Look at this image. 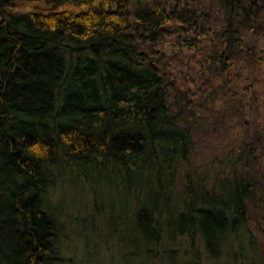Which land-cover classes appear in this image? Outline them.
I'll return each instance as SVG.
<instances>
[{"label":"trees","instance_id":"obj_1","mask_svg":"<svg viewBox=\"0 0 264 264\" xmlns=\"http://www.w3.org/2000/svg\"><path fill=\"white\" fill-rule=\"evenodd\" d=\"M206 1L0 0V264L64 263L67 173L119 180L172 264H216L229 240L264 264V0H213L219 24ZM197 110L229 127L209 188L190 170Z\"/></svg>","mask_w":264,"mask_h":264},{"label":"rangeland","instance_id":"obj_2","mask_svg":"<svg viewBox=\"0 0 264 264\" xmlns=\"http://www.w3.org/2000/svg\"><path fill=\"white\" fill-rule=\"evenodd\" d=\"M205 3L203 11L209 14L208 20L221 23L219 3L213 0ZM132 33L138 37V30H132ZM198 111L189 116L192 130L190 170L209 188L215 183L216 165L227 147L229 127L211 117L209 120L202 118ZM250 124L246 135L252 140L255 132L254 125ZM72 178V173L63 175L51 194L62 219L61 233L68 237L62 241V250L67 257L62 264H172L169 257L157 254L158 248L151 243L148 247L155 251L146 250L147 245L133 226L131 211L136 204L135 196L126 194L119 180L98 183L93 176L90 182L81 183ZM178 191H183L181 181ZM257 206L250 210V229L254 238L264 243V221ZM223 250L226 252L215 263L236 264L235 242L229 240Z\"/></svg>","mask_w":264,"mask_h":264}]
</instances>
